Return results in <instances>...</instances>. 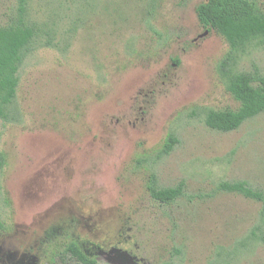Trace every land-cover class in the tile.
Listing matches in <instances>:
<instances>
[{"label": "rangeland", "instance_id": "obj_1", "mask_svg": "<svg viewBox=\"0 0 264 264\" xmlns=\"http://www.w3.org/2000/svg\"><path fill=\"white\" fill-rule=\"evenodd\" d=\"M205 1H28L37 37L0 119V264H76L55 255L73 241L98 264H264V113L206 125L240 104L218 71L230 46L198 19ZM18 7L0 0V26ZM237 68L264 76V48ZM236 182L263 200L220 189ZM180 184L171 203L148 188Z\"/></svg>", "mask_w": 264, "mask_h": 264}, {"label": "trees", "instance_id": "obj_2", "mask_svg": "<svg viewBox=\"0 0 264 264\" xmlns=\"http://www.w3.org/2000/svg\"><path fill=\"white\" fill-rule=\"evenodd\" d=\"M28 1L18 0L17 19L7 26H0V119L9 121V109L15 103L20 84V69L24 58L31 51L37 37V29L28 21ZM198 19L204 29L214 30L230 46L218 71L227 91L239 102L236 110H210L206 125L223 133L238 130L245 122L264 113V76L259 71L241 72L237 68L241 53L248 48H264V11L255 0H206L197 9ZM176 63H180L176 60ZM178 143L170 135L158 156L169 155ZM4 156L0 154L2 166ZM151 196L162 203H171L183 195V184L174 188L158 189L149 185ZM222 191L239 193L247 198L263 200V196L251 190L246 182L223 183ZM4 224L0 221V230ZM55 255L62 262L79 261L82 264H98L84 251L80 241H73Z\"/></svg>", "mask_w": 264, "mask_h": 264}, {"label": "flooded vegetation", "instance_id": "obj_3", "mask_svg": "<svg viewBox=\"0 0 264 264\" xmlns=\"http://www.w3.org/2000/svg\"><path fill=\"white\" fill-rule=\"evenodd\" d=\"M87 254V253H86ZM73 262H75L76 264H82L81 262H79V261H75V260H73Z\"/></svg>", "mask_w": 264, "mask_h": 264}, {"label": "water", "instance_id": "obj_4", "mask_svg": "<svg viewBox=\"0 0 264 264\" xmlns=\"http://www.w3.org/2000/svg\"><path fill=\"white\" fill-rule=\"evenodd\" d=\"M207 34H208V32H206V34H205V35H207ZM201 37H203V35H202Z\"/></svg>", "mask_w": 264, "mask_h": 264}]
</instances>
